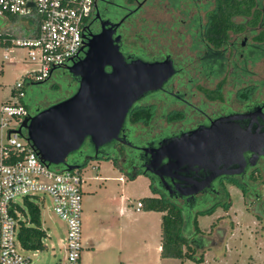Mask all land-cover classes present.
<instances>
[{"label":"flooded vegetation","instance_id":"obj_1","mask_svg":"<svg viewBox=\"0 0 264 264\" xmlns=\"http://www.w3.org/2000/svg\"><path fill=\"white\" fill-rule=\"evenodd\" d=\"M102 28L111 31V42L124 61L159 62V75L165 77L131 103L116 138L96 146L85 138L66 160L80 158L85 164L108 158L124 172L145 174L148 183L177 202L219 189L227 192L229 201L228 182L264 228V152L259 153L264 146L243 150L239 162L225 166L240 168L238 172L220 174L188 196L178 190L190 187L189 180L202 178L207 170L180 166L172 176H158L143 150L163 137L209 126L217 118L251 134L264 131V75L258 70L264 59V0H95L77 52L67 63L82 58L85 42ZM64 65L56 68L57 78L34 81L32 97L54 90V83H72L74 88L77 78Z\"/></svg>","mask_w":264,"mask_h":264},{"label":"water","instance_id":"obj_2","mask_svg":"<svg viewBox=\"0 0 264 264\" xmlns=\"http://www.w3.org/2000/svg\"><path fill=\"white\" fill-rule=\"evenodd\" d=\"M110 33L102 28L92 34L85 42L84 56L64 65L77 78L75 87L64 97L24 115L16 128L46 164H61L65 169L80 167V163L66 160L67 155L85 138L95 146L116 138L131 103L145 89L157 87L165 77L159 75V62L124 61L116 44L111 42ZM105 65L110 66L108 71ZM231 127L217 118L209 126L163 137L143 150L148 152V164L158 176L162 173L172 176L180 166L207 170L202 178L189 180L190 187L178 190L188 196L220 174L238 172L240 168L225 166L239 162L243 150L264 146V131L257 135ZM160 162L161 168H154Z\"/></svg>","mask_w":264,"mask_h":264},{"label":"built area","instance_id":"obj_3","mask_svg":"<svg viewBox=\"0 0 264 264\" xmlns=\"http://www.w3.org/2000/svg\"><path fill=\"white\" fill-rule=\"evenodd\" d=\"M95 0H0V16L13 27L0 28V45L7 50H24L23 59L33 68L12 85L8 100L0 105V128L5 127V141L0 142V264H28L30 256L18 239L20 221L27 220L25 200L38 207L49 198L53 213L64 224L62 237L64 264H80L81 197L80 168H56L36 154L18 127L26 108L20 98L23 83L49 77L53 70L75 56L80 33ZM22 197V203L14 198ZM142 205L140 198L135 209ZM42 240V239H41Z\"/></svg>","mask_w":264,"mask_h":264},{"label":"rangeland","instance_id":"obj_4","mask_svg":"<svg viewBox=\"0 0 264 264\" xmlns=\"http://www.w3.org/2000/svg\"><path fill=\"white\" fill-rule=\"evenodd\" d=\"M17 24L19 23H12L0 16V28L13 27ZM4 51V46L0 45V105L4 100L9 99V90L12 85L16 81L21 80L22 75L26 71L33 68L31 63L23 59V49L14 47L11 51L7 50V55L11 57L10 59L7 58L8 56L3 57ZM258 70L259 76H263L264 59L258 63ZM58 75L59 71L56 69L52 71L50 77L55 79ZM63 86L64 84H62ZM23 90L24 94L21 99L27 104L30 111H33L35 107L41 108L69 93L64 91H49L44 96L34 98L32 94L36 91V87L25 80ZM155 111L157 113V110ZM5 139V127H2L0 128V142L5 141ZM91 164L92 159H89L88 163L84 165V176L87 173L93 176L99 171L101 174H104V172L110 171V168L113 167L111 161L107 160H96V164H98L96 169H92L90 167ZM54 167L62 168V165L58 164L54 165ZM107 183L112 184V192L117 195L120 190L119 181L109 180ZM85 184H87L85 187L88 185L94 186L96 180L88 179ZM225 184H227L226 188L229 196V206L226 210L220 206H216L211 213L197 215V224L201 229H204L203 234L207 239L205 246L201 247L203 250V260L195 262L189 258L164 257L160 264H264V228L260 221H254L253 214L248 211L247 207L243 206L236 187L228 182H225ZM141 188L142 185L139 183L126 182L122 190L126 196L124 206L129 208L132 226L140 222H154L159 230V211L149 213L150 217L148 219H140L138 217L141 214L140 211H135L133 208L136 199L142 195ZM92 193L91 191L82 193L81 206L83 210L87 207L89 195ZM14 201L22 203V197L17 196L14 198ZM49 201V198L46 196L43 205H39L40 225L46 229L45 235L42 237L44 246L40 249H25L23 251L30 256L28 264H64L62 241L64 224L51 210ZM182 213L186 216V224L181 227V231L186 235L191 230L190 224H187L189 223L187 222L189 212L182 211ZM137 241V237L132 236V246L135 243L137 244ZM199 250L196 249V253Z\"/></svg>","mask_w":264,"mask_h":264},{"label":"crops","instance_id":"obj_5","mask_svg":"<svg viewBox=\"0 0 264 264\" xmlns=\"http://www.w3.org/2000/svg\"><path fill=\"white\" fill-rule=\"evenodd\" d=\"M96 160L110 161L104 158H94L90 165L92 169L98 166ZM84 165L80 167L82 193L88 191L93 193L89 195L87 207L81 211L80 264H160L164 258L160 255V216L159 230L154 222H140L132 226L129 208L124 206L126 196L122 190L126 182L142 185V195L138 198L156 195L150 191L147 176L137 173L131 177L129 173L117 168L113 163L110 171L104 174L99 171L93 176L89 173L84 176ZM88 179H95L96 184L85 187ZM109 180L119 181L120 190L117 195L112 192V184L107 183ZM134 206V210L141 213L138 215L140 219H148L149 213L158 212V210L145 209L143 205L138 209ZM41 228L45 233L46 229L43 226ZM201 230L204 231V229ZM132 236H136L138 240L133 246Z\"/></svg>","mask_w":264,"mask_h":264},{"label":"trees","instance_id":"obj_6","mask_svg":"<svg viewBox=\"0 0 264 264\" xmlns=\"http://www.w3.org/2000/svg\"><path fill=\"white\" fill-rule=\"evenodd\" d=\"M52 91H69L73 89V84L68 83L57 86L53 84ZM12 92V88H10ZM49 92V91H47ZM46 92V93H47ZM27 113L30 111L27 104L22 101ZM68 161L80 163V158L70 157ZM78 167V168H80ZM134 177L133 174H130ZM150 191L156 195H148L140 198L145 209H153L161 212L160 215V255L162 257H177L180 259L189 258L195 262L203 260L202 246H205L207 239L197 224V215L204 213H211L216 206L225 209L228 206V201L225 200L227 192L219 189V191H212L210 194H205L195 200L185 199L177 202L173 197L158 191L152 183H148ZM212 195V196H211ZM202 204V205H200ZM27 209V220L20 221L18 227V239L20 244L25 249H40L43 248L42 237L45 235L40 226V213L38 205L29 200H25ZM182 211L189 212L188 221L191 230L184 235L181 227L186 224V216ZM205 241V242H204ZM196 249H200L196 253Z\"/></svg>","mask_w":264,"mask_h":264}]
</instances>
